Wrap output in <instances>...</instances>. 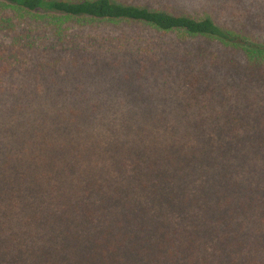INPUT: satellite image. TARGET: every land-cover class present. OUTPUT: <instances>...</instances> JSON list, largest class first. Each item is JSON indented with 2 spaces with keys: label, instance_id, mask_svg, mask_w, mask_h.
<instances>
[{
  "label": "trees",
  "instance_id": "obj_1",
  "mask_svg": "<svg viewBox=\"0 0 264 264\" xmlns=\"http://www.w3.org/2000/svg\"><path fill=\"white\" fill-rule=\"evenodd\" d=\"M0 264H264V0H0Z\"/></svg>",
  "mask_w": 264,
  "mask_h": 264
}]
</instances>
